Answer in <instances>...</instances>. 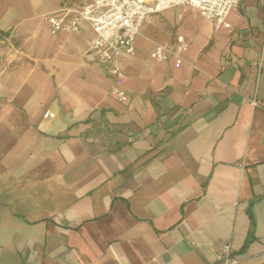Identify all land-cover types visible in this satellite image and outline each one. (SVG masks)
<instances>
[{"label":"crops","instance_id":"0c3cea01","mask_svg":"<svg viewBox=\"0 0 264 264\" xmlns=\"http://www.w3.org/2000/svg\"><path fill=\"white\" fill-rule=\"evenodd\" d=\"M82 1L0 0V264H264V0L145 21L124 104L94 32L44 22Z\"/></svg>","mask_w":264,"mask_h":264},{"label":"built area","instance_id":"2783aa9c","mask_svg":"<svg viewBox=\"0 0 264 264\" xmlns=\"http://www.w3.org/2000/svg\"><path fill=\"white\" fill-rule=\"evenodd\" d=\"M240 0H83L75 8L64 7L59 12L44 17L51 35L62 33L81 35L89 27L95 38L89 42L88 55L93 57L113 79L111 95L119 103H127L124 89L126 75L120 68L123 59L135 57V40L143 23L153 17L178 7L196 9L201 17L212 23L215 32L232 30L228 17L238 10ZM189 43L178 36L173 43L154 44L151 59L165 63L173 58L177 68L184 62ZM45 119H54L47 112ZM224 264H237L230 248L223 258Z\"/></svg>","mask_w":264,"mask_h":264},{"label":"rangeland","instance_id":"374dc122","mask_svg":"<svg viewBox=\"0 0 264 264\" xmlns=\"http://www.w3.org/2000/svg\"><path fill=\"white\" fill-rule=\"evenodd\" d=\"M171 13V12H170ZM180 13V11L179 10H175L174 11V13L173 14H175V15H177L178 16V14ZM157 42H155L154 44H156ZM153 44V45H154ZM144 46V48H146L147 46H145V44L143 45Z\"/></svg>","mask_w":264,"mask_h":264}]
</instances>
